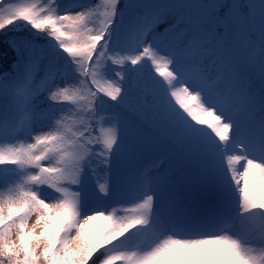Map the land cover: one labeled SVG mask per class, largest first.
I'll use <instances>...</instances> for the list:
<instances>
[{"label":"snow or ice","instance_id":"1","mask_svg":"<svg viewBox=\"0 0 264 264\" xmlns=\"http://www.w3.org/2000/svg\"><path fill=\"white\" fill-rule=\"evenodd\" d=\"M55 3L25 0L31 19L0 15V33L20 24L45 33L79 77L49 87L54 76L41 75L44 56L35 45L16 48L11 69L0 72V95L25 111L19 121L14 114L0 118V136L31 134L42 115L36 101L44 93L53 104L71 106L30 141L0 144V166L18 172L0 182V264H148L174 242L217 240L256 264L254 253H264V0H96L63 14ZM117 17L132 54L111 43ZM127 64L147 65L152 73L135 82L138 98L123 96L125 75L115 69ZM109 65L115 78L107 74ZM100 97L121 102L127 117L100 113ZM189 99L196 103L189 105ZM133 121L177 148L223 160L238 198L233 235H169L140 253L126 249L122 238L138 226L150 227L152 195L131 207L81 215L82 193L76 189L85 167L92 158L108 166L121 124L130 127ZM234 131L240 150L229 153ZM252 181L259 182V192ZM45 187L56 194L53 199L42 196ZM96 187L109 194L107 174ZM98 221L106 222L107 232L114 224L121 230L103 246H92L87 233Z\"/></svg>","mask_w":264,"mask_h":264},{"label":"rangeland","instance_id":"2","mask_svg":"<svg viewBox=\"0 0 264 264\" xmlns=\"http://www.w3.org/2000/svg\"><path fill=\"white\" fill-rule=\"evenodd\" d=\"M191 2H200V0H191ZM24 3L25 0H3V3L0 4V15L8 16L10 19H31L32 13L27 8L23 7ZM90 6L92 5L88 0H56L54 5L61 14L65 11H78ZM0 27H2V25H0ZM119 30L121 35L122 30ZM47 38L48 36L45 33H38L29 26L20 24L15 28L9 29L7 32L0 33V53H7L17 59L16 48L32 47L31 40H34V42L42 45V47L38 46L36 48L41 50L37 52V54L42 53L44 56V60L41 64L45 61H49L50 63L53 61L55 65L59 66L60 62H57V58L65 62L63 64L65 68L58 71L60 77L58 79L55 78L56 81L54 85L63 86L65 83L78 81L79 77L75 73L70 59L59 47L57 48L58 51L56 54L48 53L49 50L44 49L43 44ZM120 39V47L117 45L115 50L120 51L122 54L125 52L127 54H132V49H126L124 47L123 38ZM113 68L114 66L109 65L107 74L115 78ZM115 70L124 72L123 96L125 98L134 96L138 98V89L135 87V82L140 79L141 74L144 79L152 78L150 67L147 65H137L133 67L131 64H127L122 69L116 68ZM103 100L104 98L100 97L97 101L99 112L113 114L111 112L112 108L110 106L108 107L107 103ZM109 101L112 102L111 100ZM113 103L118 107H122L121 102L113 101ZM188 103L191 105L196 103V101L189 99ZM3 104L4 100H0V105L3 106ZM54 105L55 104L48 100L46 93L40 95L38 101H36V109L42 115L40 118L35 119L30 130L31 134L22 132L16 136H9L7 139H3L1 138L2 136H0V144L15 143L17 141L28 142L31 140L32 135L50 130L54 123V119L58 118L60 114L67 112L71 107L67 104H56L58 106L54 108ZM1 106L0 111L6 108ZM19 112L20 114L18 115L14 114L17 116L18 121L25 115V111L20 109ZM127 115L128 114L124 112L120 113L122 119L127 117ZM205 118L211 120L212 116L205 114ZM142 132L145 131L141 129V126L132 123L130 127H126L125 124L122 123L120 127V143L114 147L110 164L108 166L98 164V161L92 158L91 167H85L82 183L80 187L76 189L82 193L81 215H88L101 209L110 211L113 207H131L138 202H142L147 195H152L154 198V207L150 227L146 228L142 226L130 232L134 234V236L140 232L142 235L141 243L138 242L132 247H128L127 244L125 245L122 243L126 249L135 250L140 253L150 250L159 239L169 235L182 237L215 234L202 233L207 232L209 229L202 227L200 224L195 225V223L198 222L199 219H202L207 213L217 217L226 215L231 225L221 232L233 235L237 225L232 217L233 214L238 211V198L233 196L235 185L231 182L230 175L226 170L223 160L218 156L205 153L208 157L206 164L195 167L194 171L190 173L188 172L190 170L187 169V166L183 164L188 154L184 152L181 154L180 151L174 149L170 145L162 146L163 151L167 154L166 161L165 158L161 157L159 160L154 161L159 155L154 159H148L147 155L150 156L151 153L147 152V147L150 148L151 144L147 142V139L144 140V138L141 137ZM152 137L154 142L157 136ZM238 140L239 137L234 131L233 141L227 146V151L229 153L238 152L240 150L237 144ZM155 145L157 144L153 143L152 146ZM121 146H123V150ZM158 148H160V146H158ZM156 153H158V151ZM192 158L196 160L197 156L194 154ZM145 160L146 162H144ZM143 162L144 164L147 163V166L148 164L152 165L150 166L151 168H147L149 169L148 174H150L151 177L148 178L142 189L139 180L132 179L131 182L126 183L125 177L129 175L130 171H128V166L125 165L132 164L133 167L139 168L140 165L145 167V165H142ZM192 162L193 161H191V163ZM93 169H95V174L93 173ZM143 171H145V169ZM143 173L141 176H143ZM105 174H107L110 184V191L107 196L100 194L96 187V181H102ZM188 174L192 175L189 176ZM17 175L18 172L14 166H0V182L5 179H15ZM250 183L253 185L254 189L259 192V182L252 181ZM134 187H138L139 189H135ZM55 195V193L46 187L42 189V196L48 199H53ZM197 218L198 220L195 221ZM98 224L104 226V231H100L98 234L100 245V241L108 230V225L104 221L95 222L90 227L87 233V241L88 238L95 241V235H91V228H95ZM153 227L156 229L155 233L151 231ZM128 235L129 233L126 234V236ZM112 238H114V236ZM123 239L124 238H122V240ZM106 242L107 241H104V243ZM255 246L258 247L259 245ZM254 258L256 264H264V253L256 252L254 253ZM236 259L237 256L229 245L224 243H209L200 245L195 249H189L178 245L152 258L148 264H235Z\"/></svg>","mask_w":264,"mask_h":264},{"label":"trees","instance_id":"3","mask_svg":"<svg viewBox=\"0 0 264 264\" xmlns=\"http://www.w3.org/2000/svg\"><path fill=\"white\" fill-rule=\"evenodd\" d=\"M88 1H90L92 6L96 3V0H88ZM119 29L122 30L121 35L119 33V31H120ZM123 32H124V30H123V22L121 21V19L119 17H117L116 23L113 25V30H112V34H111V43L114 44L113 45L114 47H116L117 45H118V47H120V44H121V43H119L121 41L120 38H123V40H124V33ZM31 45L42 47V45L34 42V40H31ZM43 47H44L45 50H49L48 53H55L56 54V52L58 51V49H57L58 45L50 37L47 38V40L43 44ZM1 51H3V50H1ZM36 51L40 52L41 50L36 49ZM16 60H17L16 58L10 56L7 53H0V72H3L5 70H10L12 65H13V63ZM56 60H57V62H60L59 66L55 65L53 63V61H51V63L49 61H45L40 66L41 69L43 70L41 72V75L47 74L49 76H54V78L50 79V81H49V87L54 85V83L56 81L55 78L58 79L60 77L59 74H58L59 73L58 71L65 68L64 65H63L65 62L61 61L58 58ZM37 79H39V76L37 77ZM0 100H4L3 106H1V105L0 106L1 107H6V108H4V109H2L0 111V118H7L11 113L12 114H17V115L20 114V112H19L20 108L12 106L11 102L6 97H4L3 95H0ZM103 101L107 103L108 107L110 106L112 108L111 112L113 114H119L120 115V113L123 112V108L122 107H118L117 105H115V103H113V101L110 102L109 99H107V98H104ZM15 118H16V120L18 119L17 116H15ZM133 123L138 125V126H141V129H143L145 131V132H142V136L141 137H143L144 140L147 139V142H149L151 144L150 148L147 147V149H148L147 152L151 153L150 156L147 155L148 159H154L158 155L159 156L160 155H165L166 152L163 151L162 146L170 145L174 149L180 151L181 154H183V152L188 154V156L183 155V156L187 157L186 161H185L187 163H184V164L187 166V169L190 170L188 172L192 173L194 171L195 167H200L203 164H206V161H207L208 157H207V155L205 153L199 155V154L192 153V152H190L188 150L177 148L174 144L169 142L165 137L160 136L157 133H155V132H153V131H151L149 129H146L139 121H133ZM152 136H157V139L154 142L152 140L153 139ZM1 138L6 139L7 137H3L2 136ZM153 143L157 144V145L152 146ZM158 146H160V148H158ZM157 151H158V153H156ZM147 152H146V154H147ZM172 154H176V153H172ZM194 154L197 156L196 160H194L192 158V155H194ZM171 155H170V158H171ZM191 161H193V162L191 163ZM144 162H146V160ZM144 162H143L142 165H144ZM125 166H128V171H130L129 175H127V177H125L126 178V180H125L126 183L130 182L132 179H139L140 180V177H139L140 171L146 169V167H143L141 165L139 166V168L138 167H133L132 164L125 165ZM139 169H141V170H139ZM188 175L191 176L192 174H188ZM209 219H213V218L209 217ZM100 231H104V226L102 224H98V226H96L95 228H93V227L91 228V233H92L91 235H95L94 236L95 237V241H92V240H90V238H88V243H90L92 246H98L99 245V236H98V234H99ZM108 242L109 241H107L106 243H108ZM122 243H124L125 245L127 244L128 247L133 246V244H134V236L131 235V233H129V235L126 236V239L124 238L122 240Z\"/></svg>","mask_w":264,"mask_h":264},{"label":"clouds","instance_id":"4","mask_svg":"<svg viewBox=\"0 0 264 264\" xmlns=\"http://www.w3.org/2000/svg\"><path fill=\"white\" fill-rule=\"evenodd\" d=\"M58 30V29H57ZM102 213H95L93 212V215H100ZM121 229H119L115 224L112 226V229L108 232L105 233V235L103 236L102 240L100 241V245L103 246L105 243L104 241H110L112 239V236L114 234V232L120 231ZM208 243H223L222 241H192V242H181V241H177L174 242L172 244L169 245V247L166 249H171L174 248L176 246H183L185 248H189V249H195L197 247H199L200 245H204V244H208ZM230 247H232L231 245H229ZM165 250V251H166ZM114 264V262H113ZM235 264H249L248 260L245 259H241L237 256L236 262Z\"/></svg>","mask_w":264,"mask_h":264}]
</instances>
